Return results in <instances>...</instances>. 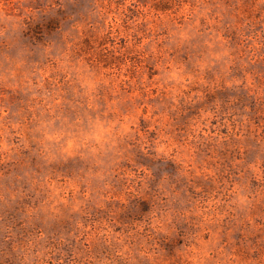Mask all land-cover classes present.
Returning <instances> with one entry per match:
<instances>
[{"label": "rangeland", "instance_id": "1", "mask_svg": "<svg viewBox=\"0 0 264 264\" xmlns=\"http://www.w3.org/2000/svg\"><path fill=\"white\" fill-rule=\"evenodd\" d=\"M0 264H264V0H0Z\"/></svg>", "mask_w": 264, "mask_h": 264}, {"label": "clouds", "instance_id": "2", "mask_svg": "<svg viewBox=\"0 0 264 264\" xmlns=\"http://www.w3.org/2000/svg\"><path fill=\"white\" fill-rule=\"evenodd\" d=\"M111 129H106V130H100L97 131V133L93 135H88L85 137V140H94L97 143H100L101 139L103 138V135L110 132ZM45 139L47 141H57L60 139V135H48L47 133L45 134Z\"/></svg>", "mask_w": 264, "mask_h": 264}]
</instances>
